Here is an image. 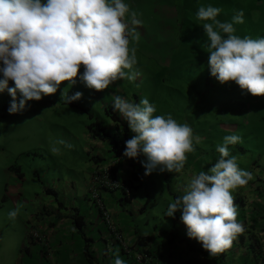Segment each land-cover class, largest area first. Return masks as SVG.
<instances>
[{
	"label": "rangeland",
	"instance_id": "rangeland-1",
	"mask_svg": "<svg viewBox=\"0 0 264 264\" xmlns=\"http://www.w3.org/2000/svg\"><path fill=\"white\" fill-rule=\"evenodd\" d=\"M124 2L143 21L129 36L130 47L136 49L137 64L131 70L139 74L135 81L120 79L97 91L88 88L78 76L75 84L62 82L55 94L28 101L25 109L15 114L8 112L12 97L7 90L0 92V264H19L21 255L25 263L37 261L35 253L32 257L24 253L27 248L36 249L28 236L35 223L31 215L56 193L60 199L69 197L70 192L82 193L90 167L97 163L93 156L113 159L108 142L92 138L88 126L100 119L107 128L112 127L104 108L113 106L116 96L134 103L147 98L156 107L154 116L167 117L170 113L178 123L191 126L194 136L201 138L195 151L187 154V162L179 173L157 169L145 175L141 161L147 158L142 155L137 161L141 177L144 176L140 195L147 191L144 222L139 225L146 231H160L171 223L172 217L166 216L169 204L180 197L181 190L194 176L192 169L207 171L220 158L216 149L224 143L225 136L242 138L240 143L229 145L230 157H236L242 170L253 171L256 164L264 167V96H253L235 82L221 84L210 74V41L202 24L211 21L197 18L199 7H219L222 11L217 19L232 22L236 35L264 38V0ZM162 3H169L175 11L163 10ZM240 10L244 12V22L234 23L232 18ZM83 71L82 66L80 73ZM9 87H14L12 81ZM77 91L83 93L82 97L67 104L62 93L71 96ZM134 135L130 130L131 138ZM124 159L134 160L125 156ZM102 162L97 163L94 172L106 170L112 164ZM246 190L239 187L234 191L241 195ZM98 193L102 199V192ZM17 208V217L10 219L9 212Z\"/></svg>",
	"mask_w": 264,
	"mask_h": 264
},
{
	"label": "clouds",
	"instance_id": "clouds-1",
	"mask_svg": "<svg viewBox=\"0 0 264 264\" xmlns=\"http://www.w3.org/2000/svg\"><path fill=\"white\" fill-rule=\"evenodd\" d=\"M221 11L212 5L197 11L200 21H211L202 24L210 41V74L221 84L235 82L253 96H264V38L236 35L232 22L217 19ZM138 15L124 0H0V92L7 90L12 97L9 114L22 112L28 101L55 94L62 82L75 84L78 76L97 91L120 79L135 81L139 74L131 70L137 64L136 49L130 47L129 36L143 24ZM232 19L242 24L243 10ZM9 81L14 87H9ZM82 95L79 91L71 96L62 93L67 104ZM113 110L135 135L125 142V150L118 157L111 154L113 159L103 160L95 156L102 159L94 161H115L112 170L117 177L128 182L131 179L133 184L131 174L139 170L134 171L135 158L141 154L147 158L141 161L145 175L157 169L179 173L187 154L201 142L191 126L178 123L170 113L167 117L154 116L156 107L147 98L134 103L116 96ZM241 140L238 135L225 136L216 149L220 158L207 171L192 169L194 176L189 177L185 194L171 202L166 213L173 217L180 211L187 235L201 242L213 257L230 249L245 230L237 221V207L241 205L237 206L232 192L253 177L239 167L235 156L229 155V145ZM123 156L134 159L133 164ZM120 167L124 169L120 171ZM18 212L19 208L10 211L9 218L15 219ZM114 264H126L118 249Z\"/></svg>",
	"mask_w": 264,
	"mask_h": 264
},
{
	"label": "crops",
	"instance_id": "crops-1",
	"mask_svg": "<svg viewBox=\"0 0 264 264\" xmlns=\"http://www.w3.org/2000/svg\"><path fill=\"white\" fill-rule=\"evenodd\" d=\"M163 3V10L175 11L169 3ZM95 166L93 164L90 167L82 193L75 190L74 193H68L69 197L61 199L56 193L50 196L47 204L38 207L37 212L31 215L35 223L28 236L36 249L27 248L24 253L28 257L35 253L37 261L25 263V257L21 255L19 264H114L117 249L126 264H139L136 256L142 251L150 259L140 264H255L257 259L264 264V167L255 165V169L250 171L253 178L243 186L247 190L240 195L243 204L237 207V221L244 226V232L238 235L230 249L213 257L202 247L201 242L187 235V227L181 220L180 211L160 231H146L139 225L147 206L146 203L143 204L147 191L144 190L145 193L140 195L139 188L142 187L144 176L142 178L137 170L138 162L135 163L134 171L137 170L141 178L134 182L131 195L125 197L120 189L103 190L101 197L104 207L99 209L88 194L91 193L90 178ZM123 169L124 167H120V171ZM255 179L258 180L256 184ZM175 190L179 195L177 188ZM185 190L186 188L181 190L180 197L185 194ZM152 191L154 192L153 189ZM146 201L150 203L149 198ZM104 209L124 243L113 239L103 218ZM162 212L160 214H164ZM75 215L83 223L79 229L75 226ZM144 237H147L144 244H137L138 239ZM124 245L130 250L126 251ZM85 250L90 255L91 262L86 260Z\"/></svg>",
	"mask_w": 264,
	"mask_h": 264
},
{
	"label": "trees",
	"instance_id": "trees-1",
	"mask_svg": "<svg viewBox=\"0 0 264 264\" xmlns=\"http://www.w3.org/2000/svg\"><path fill=\"white\" fill-rule=\"evenodd\" d=\"M104 113L107 117H110L111 121L114 123V127L107 128L103 121H101L100 119H96L94 122H92L88 126V132L90 133V136L92 138H97L101 141H107L110 147V151L112 152L114 157H118L125 150V147H126L125 142L131 138L130 129L127 125V122L122 118V116H120L116 111L113 110V106L105 107ZM93 157L96 159V161L102 159V158L95 157V156ZM139 157L135 158L136 162L138 161ZM131 164H133V161H130V165ZM131 175H132L133 181H138L141 178L140 173L138 171L132 172ZM129 181L130 182H128V185H131L134 188L135 184L131 182V179ZM47 191L49 192L51 190H47ZM232 194L235 198V203L238 204L237 206L242 205L243 201H242L241 196L237 194L236 192H232ZM74 221H75V226L78 229L81 226V224H83L80 217L76 215L74 216ZM248 231H249L248 233H251V230H248ZM241 238H243V236H241ZM146 240H147V237L139 238L137 241V244L142 245L144 244ZM84 254H85L86 260L88 262H91L90 255L88 254L86 250L84 251Z\"/></svg>",
	"mask_w": 264,
	"mask_h": 264
},
{
	"label": "built area",
	"instance_id": "built-area-1",
	"mask_svg": "<svg viewBox=\"0 0 264 264\" xmlns=\"http://www.w3.org/2000/svg\"><path fill=\"white\" fill-rule=\"evenodd\" d=\"M124 158V156L122 157ZM115 166V161L112 162V164L109 165V167L106 170L96 172L95 175L93 176L92 182H95V184H92L91 187V198L94 200L95 205L99 208L102 209L104 207L103 202L101 198L99 197L98 191L102 190L101 188H106L109 190H115V189H121L123 194L126 196L131 195V188L128 185V181L124 178H119L116 175L115 170L113 171L112 169ZM103 218L104 221L107 223L109 226L111 232H112V237L113 239L117 240L118 242H123L122 236L119 233V231L113 226L111 223V218L108 216L106 210H103ZM126 248V251H129V247L124 245ZM136 261L140 264L143 262H146L150 259V256L145 252L142 251L140 254L136 256ZM255 264H262V261L260 259H257Z\"/></svg>",
	"mask_w": 264,
	"mask_h": 264
}]
</instances>
